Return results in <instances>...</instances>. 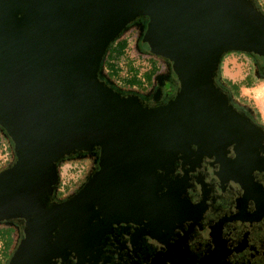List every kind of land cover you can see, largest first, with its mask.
Masks as SVG:
<instances>
[{"label":"water","instance_id":"1","mask_svg":"<svg viewBox=\"0 0 264 264\" xmlns=\"http://www.w3.org/2000/svg\"><path fill=\"white\" fill-rule=\"evenodd\" d=\"M137 16L146 20L141 47L166 59L176 82L160 104L99 78L107 44ZM231 50L264 66V14L253 0H0V126L12 146L0 222H20L5 264H101L97 199L145 212L201 166L233 192L224 217L238 205L263 208V130L214 82ZM93 148L91 175L54 201L58 161Z\"/></svg>","mask_w":264,"mask_h":264},{"label":"flooded vegetation","instance_id":"2","mask_svg":"<svg viewBox=\"0 0 264 264\" xmlns=\"http://www.w3.org/2000/svg\"><path fill=\"white\" fill-rule=\"evenodd\" d=\"M142 23L140 18L135 20L132 29L140 32ZM170 84L164 71L157 74L154 87L140 94L142 101L160 104ZM203 167L176 183L183 188L181 192L172 188L156 196L158 202L150 200L145 212L134 214L123 204L112 209V201L97 199L92 213L95 226H104L101 264H259L256 259L264 264V217H260L264 207L251 212L238 205L231 217H224L229 215L233 192ZM255 177L264 185V172H255ZM166 184L163 188L172 186ZM52 199L57 201L53 194ZM0 225L11 229L16 244L20 222L6 220Z\"/></svg>","mask_w":264,"mask_h":264},{"label":"trees","instance_id":"3","mask_svg":"<svg viewBox=\"0 0 264 264\" xmlns=\"http://www.w3.org/2000/svg\"><path fill=\"white\" fill-rule=\"evenodd\" d=\"M255 6L264 14V1L263 0H253ZM142 19L143 23L141 25L140 32H136L133 28V22L137 19ZM145 18L142 16H137L130 20L121 31L107 44L103 56L101 58L98 72L99 78L106 82L111 88L116 91L125 94L137 95L142 101L140 94H143L146 90H151L155 85V77L163 71L166 73V77L170 79L172 84L167 86V91L161 103L166 102L171 99L177 89L176 82L172 75L170 74V69L166 59L161 56L155 55L153 53L147 52L141 47V40L145 31ZM130 48L134 51V56L136 60L142 61L146 66L142 72L138 71L137 67L133 65L134 59L127 58V49ZM243 54H246L251 59V66L249 68L246 65L244 75L239 80H231L227 78L222 72V63L224 59L228 56H233L239 58L244 62ZM124 65V67H122ZM122 69H124L122 71ZM250 69V70H249ZM215 84L225 92L228 97L230 104L242 115L248 118L251 122L261 127L264 133V120L262 119L259 110L253 103V101L246 95L240 92V88H250L259 83H264V66L261 65L258 60L251 54L241 52V51H227L221 54L217 69L214 74ZM163 85V84H162ZM162 85L160 91L162 90ZM143 102V101H142ZM150 105L147 102H143ZM0 138L4 139L8 144V149L10 151V156L12 154L11 142L0 126ZM85 158L88 160V169L85 172L83 180L77 185L69 194L62 197H57L56 190L58 186V166L59 163L66 159H78ZM98 162V151L93 148L90 150L75 152L72 154L65 155L57 163V183L53 190V198L57 201L64 200L68 198L71 194L77 191L85 180L91 175L95 169ZM11 164L9 160L0 169ZM73 181L69 182V185H73ZM222 204H226V201L222 200ZM13 232L7 227L0 225V263L5 264L11 255L14 248L13 245ZM11 246L8 247L10 243ZM259 264H263V261L256 259Z\"/></svg>","mask_w":264,"mask_h":264},{"label":"rangeland","instance_id":"4","mask_svg":"<svg viewBox=\"0 0 264 264\" xmlns=\"http://www.w3.org/2000/svg\"><path fill=\"white\" fill-rule=\"evenodd\" d=\"M126 54L128 59H134L133 65L137 67L138 71L142 72L143 69L146 68L147 65H145L142 61L136 60L133 50L128 48ZM243 59L244 62L241 61L239 58L233 57L231 55L226 57L222 63L223 74L231 80H239L244 75L246 65H248L249 68L252 67L251 59L249 58L248 55L243 54ZM122 67H124V65H122ZM123 70L124 69H122V71ZM240 92L253 101V103L259 110L262 119L264 120V83H259L248 89L241 87ZM9 158L10 155L2 159V161L0 162V166L4 165L9 160ZM88 166H89L88 160L85 158H78L73 160L66 159L61 161L58 166L59 177H58V186L56 190L57 197L60 198L62 196H66L77 185H79V183L83 180V177L85 175L86 170L88 169ZM71 180L74 182V183L72 182L73 185L71 184L69 185V182ZM11 236L13 238V235ZM14 238L17 239V236H15V234H14ZM11 243L12 241L10 239V243L8 247L11 246L10 245ZM13 245L16 246L15 243ZM0 264H2V261Z\"/></svg>","mask_w":264,"mask_h":264},{"label":"crops","instance_id":"5","mask_svg":"<svg viewBox=\"0 0 264 264\" xmlns=\"http://www.w3.org/2000/svg\"><path fill=\"white\" fill-rule=\"evenodd\" d=\"M244 88V87H243ZM248 89V88H245ZM10 155V151L8 149V144L4 139L0 138V162L5 157H8Z\"/></svg>","mask_w":264,"mask_h":264}]
</instances>
